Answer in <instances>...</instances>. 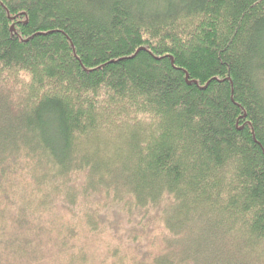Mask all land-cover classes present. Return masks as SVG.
Masks as SVG:
<instances>
[{
  "label": "trees",
  "instance_id": "obj_1",
  "mask_svg": "<svg viewBox=\"0 0 264 264\" xmlns=\"http://www.w3.org/2000/svg\"><path fill=\"white\" fill-rule=\"evenodd\" d=\"M59 204L71 254L264 264V0H0V264Z\"/></svg>",
  "mask_w": 264,
  "mask_h": 264
},
{
  "label": "rangeland",
  "instance_id": "obj_2",
  "mask_svg": "<svg viewBox=\"0 0 264 264\" xmlns=\"http://www.w3.org/2000/svg\"><path fill=\"white\" fill-rule=\"evenodd\" d=\"M51 227L50 232H42L37 239L41 241V245L32 247L26 255L20 256L13 261V264H112V258L106 262H100L110 255V247H98L100 241L105 244L111 241L112 247L123 243L121 236L123 233L115 232L112 228L104 232L91 233L87 235L83 242H78L84 249H80L71 254L67 250H62L63 240L69 235L68 218L62 204L54 207L52 213L46 216ZM113 235H116L113 237ZM127 249L123 250L126 251ZM156 249H151L152 252ZM134 252V251H133ZM122 254V250L121 253ZM80 255H83L81 258ZM79 256V257H77ZM84 260V263L81 262Z\"/></svg>",
  "mask_w": 264,
  "mask_h": 264
}]
</instances>
